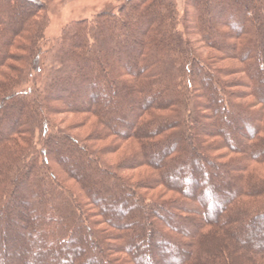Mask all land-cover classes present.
Wrapping results in <instances>:
<instances>
[{
	"label": "trees",
	"instance_id": "trees-1",
	"mask_svg": "<svg viewBox=\"0 0 264 264\" xmlns=\"http://www.w3.org/2000/svg\"><path fill=\"white\" fill-rule=\"evenodd\" d=\"M129 1L118 14L103 13L85 30L74 28L61 38V44L70 49L61 46L56 63L77 68L86 64L85 56H92L99 58L97 68L80 67L74 78L61 77L67 69H57L55 77L46 79L35 89L37 95L29 97L30 91L16 88L24 82L28 69L36 68L38 53L32 45L41 37L38 27L33 30L36 3L0 0V264H17V257L36 264H64L69 260L70 264H113L108 254L91 240L82 238L73 244L74 237L87 225L83 223L84 212L77 198L57 180L58 171L80 188L107 226L119 231L122 249L133 264H229L225 253L219 250L220 244L241 248L244 261L239 264H264V239L252 244L241 241L240 234L253 224L264 226V201L250 205L242 201L264 197V182L249 181L246 185L236 173L244 174L247 166L235 168L230 163L233 161H224V156L211 160L197 152L203 147L205 135L194 127L200 125L203 131L209 130L208 125L199 122L198 111L202 108L205 114L212 113L220 134L206 131L220 139V149L248 162L264 164V0H185L193 9L190 25L202 43L215 53L202 61L176 28L179 15L172 0H150L143 8L141 4L145 2L131 6ZM109 21L114 24L109 26ZM22 41L28 42V47L21 45ZM96 42L105 48L101 56ZM14 50L24 56H16ZM15 61L23 63L22 69L16 70L10 64ZM218 61H232L236 68L230 73L215 68ZM34 71L40 80V68ZM236 74L242 76L238 79L240 85H233L236 79L221 80ZM196 80L200 85L197 90L192 85ZM59 87L70 88L77 95L66 101L70 106L63 105L66 113L91 114L102 127L103 133L96 140L113 138L135 143L137 149L130 160L137 166L129 167L144 165L157 173L156 182L147 180L149 184L145 185L153 187L155 183L188 202H145L132 186L115 173L110 174L111 168L93 157L95 150L102 155L101 149L59 133L48 118L59 112L50 110L53 91ZM235 87L244 88L246 92L242 93L251 97L252 103L239 104L237 101L243 97L232 90ZM197 91L204 95L201 102L197 100ZM86 100H90L89 106ZM224 121L235 123L243 145L238 146L241 143L238 144L232 130L228 133L220 129ZM37 129L43 133L39 149L29 139ZM217 171L221 175L215 174ZM213 174L218 181L228 183L215 186ZM176 175L183 177L184 189L173 185ZM202 175H207V180ZM102 178L114 182L117 188H108ZM16 194L22 196L19 205L27 206L22 214L24 219L18 218L20 210L12 206ZM128 200L136 205L134 211L127 206ZM102 201L123 204L116 206L115 211L128 212V220L123 219L121 224L106 215ZM205 202L212 213L218 214L216 222H211L207 214L201 215V222L195 219V215L200 216L199 208L204 210ZM195 204L199 208L193 210ZM58 206H64L63 212ZM147 206L153 207L150 213L163 212L167 217H145ZM191 212L194 216H189ZM176 224L184 229L194 226L195 230L180 231ZM11 225L15 227L14 233H8ZM201 228L208 230L201 233ZM17 236L24 245L17 247V256L11 258L5 244ZM97 236L100 242L101 236ZM187 248L190 253L181 257ZM166 251L174 254L165 257ZM81 252L99 253L101 259L82 258ZM22 264L26 262L23 260Z\"/></svg>",
	"mask_w": 264,
	"mask_h": 264
},
{
	"label": "rangeland",
	"instance_id": "rangeland-1",
	"mask_svg": "<svg viewBox=\"0 0 264 264\" xmlns=\"http://www.w3.org/2000/svg\"><path fill=\"white\" fill-rule=\"evenodd\" d=\"M36 3L35 8H33V12H35V16L32 18V21H35L36 25L33 26V30L36 31V27H38V31H39V38H36L34 41V47L32 45V48L34 49V52L38 53V56L36 58L37 62H36V68H40V73H41V78L40 80H37L39 75L35 74L33 72H35L34 69L33 70V66H31L32 69H28V71L26 72V77L25 80L22 84H20L16 90L18 89V91H25L26 93L28 91H30L29 97L33 96V94L37 95V92H35V89L40 88L42 86V83L45 82L46 79L49 78H54L55 75L57 74V69H62V71L66 70V73H63L61 77H75V75L77 73H75L77 69H79L80 67L82 68L83 66H89V67H93L94 69L97 68L99 61V58L97 59V63L94 62V58L89 57V56H85V65L83 66H78L76 68V66H72L70 64H58L57 62V57L59 55L61 46L63 48L66 49H70L69 45L63 46L61 44V38L63 37V35H69L72 33L73 29H81V30H85L86 27L88 28V26L90 27L91 24L93 23L92 20H94V18H96V16H99L103 13H112V14H118V12H120V9L122 8V6L128 1V0H34ZM173 4L175 6V10L178 13V22L176 25V28L178 30V32L181 34L182 38L188 42V45L192 48L193 52L196 54V56L200 59V61H202L204 58H206V56L208 55H213L215 54L213 50L209 49L208 47H206L202 41L200 40L199 36L196 34V30L192 28V25H190V22L193 20V9L191 8V6L187 5L185 0H172ZM143 3L145 2L143 5L141 4V8H143L144 5H148L150 4V0H130L129 1V5L133 6L135 4H139V3ZM145 7V6H144ZM190 20V21H189ZM109 26H112L113 21H109ZM40 27V28H39ZM90 29V28H89ZM91 31V30H90ZM90 31H84L83 33H87L90 34ZM91 38V37H90ZM89 38V39H90ZM92 40V39H90ZM93 42V41H92ZM96 46V49H99V54L100 56L102 55V53H104L103 51H105V48L102 46V44H98ZM21 45H23L25 48L28 47V42L26 41H22V43H20ZM30 46V45H29ZM13 54H15L16 56H24V53H22L21 51L18 50H14L12 51ZM66 54V53H65ZM68 55V54H66ZM67 57V56H66ZM111 59V57H110ZM101 60V59H100ZM10 64H14L15 69L17 70L18 68L22 69V62L21 61H15L13 63ZM100 64V63H99ZM215 68H223L226 69L225 71H229V73L234 70L236 68V64L232 61H218V63L213 65ZM238 66V65H237ZM52 68V69H51ZM56 71V72H55ZM6 72V69H5ZM32 76H31V74ZM59 74V73H58ZM195 76H193L194 78ZM224 78V79H223ZM242 76L241 75H232L229 77H222L221 80H230V79H236L235 83L233 85H240V80ZM16 79V78H15ZM196 79V78H195ZM36 80V81H35ZM194 80V79H193ZM226 82V81H224ZM192 85H194V87H196L195 89L197 90V88L200 87L198 81H193ZM230 86V85H229ZM182 87V91L185 88V84L183 83L181 85ZM72 89H64V88H56L53 91V95H55V97H53L51 100V107L50 110L52 109H56L59 112L58 113H52L51 115H48L49 120L52 124H55L57 126L58 131H60L59 133L64 134V136H68L70 138H74L75 140H79V141H84L83 145H87V146H91L93 148H99L101 149V154H98V152H96V150L92 153L93 157L97 158L99 161H102L103 164H105L106 168H111L110 174L116 175L119 178H121V180H123V182L125 181L127 183V185L132 186L134 189V192L137 194V196H139L140 198H142L145 202H157V203H170V201L176 203V202H188V201H183L181 199V197L176 194V193H172L168 190H166L164 187L162 186H155L156 184H152L153 187L145 185V184H149L151 181L152 182H156L157 180V173H155L152 169L146 167V166H141V167H129V165H133V166H137L134 164H131L132 160L131 156L134 153V151H136L137 146L135 145V143H133L131 140L126 141V142H121V141H115V139L110 138V139H103L101 141L96 140L97 139V135L99 133H103V129L100 125H98L96 119L94 116H92L91 114H87V113H81L78 115L75 114H70V113H66L65 112V107L63 105H68L70 106V104L68 103L70 101V99H74L75 96V92L71 91ZM179 90H180V86H179ZM200 90V89H199ZM232 90H236V92H246L244 91V88H233ZM178 91V90H177ZM35 92V93H34ZM40 91L38 90V93ZM41 94V93H40ZM196 96L198 97L197 100L198 101H203V93H199L198 91L196 92ZM239 97H243V99L238 100L237 102L240 103H252V99L251 97H249L248 95H246V93H242L240 94ZM62 102H61V101ZM68 101V102H66ZM64 102V103H63ZM86 102L88 104L86 105H90V100H86ZM236 102V101H234ZM68 103V104H67ZM31 105V104H30ZM132 105V103H131ZM255 110H259L258 107H255ZM63 112V113H62ZM199 122L201 124L205 123L206 125L209 126V130L206 129L209 133H214V135H219L220 133H218V127H217V123L214 120V115H212V113L207 112L205 114V110L200 108L199 109ZM48 113V112H47ZM46 113V114H47ZM211 114V115H210ZM262 122H264V119L262 120ZM225 123V121H224ZM228 124L229 127H228ZM54 125V126H55ZM194 125V124H193ZM235 123H225L224 126H221L220 129L222 128L223 132H228L232 130V132H234V136H236L238 139V144L241 143L240 145H238L239 147L243 142V138L242 135L238 133V131H236V128L234 127ZM194 127H196V132L199 131V133L204 134L205 135V140H203V147L200 151L197 150V152L201 153V155H204L205 157H207L208 159L214 160L213 158H221V157H225L224 161H233L230 162L232 166H234L235 168H244L247 166L246 171H244L245 173L242 174L240 171L236 173V176L238 178H241L242 181H246V185L248 184L249 181H254V183H250V184H255L256 181L258 182H264V164H256V163H251L248 162L247 160H245L243 157H241L240 155L237 154H230L229 152H227L225 149H220V139L219 138H215L213 137V135L208 134V132L205 130L203 131V129H201L200 125L199 127L197 125H194ZM188 131H190V134H193V129H191L190 126H188ZM51 132H56L54 130H52ZM207 132V133H206ZM207 135V136H206ZM29 139L32 141L33 146L37 149L41 148V144L39 145V143H41V141L43 140V133L40 132V130H36L35 132H32L29 136ZM234 139H232L230 141V143H233ZM227 143V142H226ZM234 145V144H231ZM194 144L191 145V147H193ZM238 148V147H237ZM133 152V153H132ZM41 158V157H40ZM129 158V161L127 160ZM127 160V162H125ZM101 163V162H100ZM101 163V164H102ZM53 166V165H52ZM54 167V166H53ZM85 168V167H84ZM130 168V169H129ZM210 169V167H207V169ZM85 172V171H83ZM113 172V173H112ZM174 171H170V174L173 175ZM85 174V173H84ZM215 174H219L221 175L218 171ZM243 175V176H242ZM202 179L207 180V175L203 177V175L201 176ZM200 177V178H201ZM57 180L61 183V185L67 190V193L69 194H73L75 195V197L77 198V201L80 203L84 215L81 216L83 223H85L87 225V228L84 231H80L79 234H77V236L74 237V241L73 244L75 245L77 243V241L79 239H86V240H91L93 243H96V245L98 246L99 250L101 251H105L106 254H108V258L110 259V261H112L113 264H133L132 261L130 260V258L124 253L123 248V244L121 242V240L119 239V231L118 230H114L112 228H110L109 226L106 225L103 217L100 216V213L95 209L94 206H91V204H89L88 200L86 199V196L84 195V193L80 190V188L78 186H76L74 184V182L72 180H70L68 177H66L64 174H62L60 171L57 172ZM215 175L213 174V180L215 179ZM147 180L149 181V183L147 182ZM102 181L107 184L108 188L114 189L117 188L116 184L112 181H108L102 178ZM173 185H177L179 186V188L184 189L185 188V184L183 183V177L176 175L174 177V180H172ZM214 185L215 186H221L223 187L224 185H226L228 183L227 180H223V181H218L217 179L214 180ZM142 186H145L146 188H141ZM261 186L264 185L261 184ZM201 188V187H200ZM198 188V190L200 189ZM263 194V193H262ZM68 196V194H67ZM197 197L198 196H194ZM15 198L17 200H15L12 204V206H14V209H19L21 216H18V218L21 217V219L24 217H22V214L24 212H26L27 206L24 205H19V201L22 200V196L20 194H16ZM65 197L63 196V199ZM74 198V197H73ZM67 199V197L65 198ZM64 199V200H65ZM75 199V198H74ZM255 201L249 200V199H245L243 198L242 201L245 204H253L252 202H263L264 201V197L262 198H255L253 199ZM124 202V201H123ZM104 206V212L106 213V215L112 216L114 220L119 221L120 223L123 224L124 220L126 219L128 220L129 218V213L125 212H117L115 211V207L116 206H124L123 204H116V205H112V204H108L106 201H102L101 202ZM127 206H129L131 208V210H133L135 208V204L133 201L128 200L127 201ZM203 204V203H202ZM204 206V210H202L201 208H199V206L193 205L192 209L194 210V208H199L198 210V214L200 216H196L195 215V219L198 220L199 222H201L202 217L201 215L207 214L208 217H210L209 219L211 222H216L217 218H218V214L216 212L212 213L211 211V207L208 204V202H205L203 204ZM149 209L146 208V210L144 209V216L147 217H159L161 215H163V217L166 216L165 213L163 212H152L150 213L149 211H151L150 208H153L151 206H147ZM114 209V210H113ZM58 210L62 211L64 210V206H58ZM134 211V210H133ZM154 211V210H153ZM192 211V210H191ZM219 213V212H218ZM150 214V215H149ZM195 214V213H194ZM193 212H191V215L189 216H194ZM63 214H61L62 216ZM105 216V214H104ZM68 217V215L66 216ZM107 217V216H106ZM167 217V216H166ZM192 219H194L193 217H191ZM155 220V219H154ZM174 220V219H173ZM160 222H162L163 220H159ZM172 221V219H171ZM157 222V221H156ZM175 223L176 220H175ZM30 226V225H29ZM176 227L178 230L180 231H184L187 233H191L192 231L195 230V227L192 226L188 229H184L181 228V226H179L178 224H176ZM14 225H11L10 229L8 230V233H14L15 229H14ZM164 230V229H163ZM201 230H203L201 233L205 232V230H208L207 228H201ZM249 231L252 232L251 234H249ZM97 233L101 236L100 238L102 239L100 242L99 238L97 236ZM225 236H229V234H227L226 232L224 233ZM241 234V241H247L250 242L252 244H256V242L258 240H263L264 239V226H258V224H253L252 227H250V229H246V230H241L240 232ZM168 236L172 237L173 235L167 234ZM22 237V236H21ZM173 239H177L178 241H181L183 243H188L187 240H184L182 238H180L179 236H174L172 237ZM179 238V239H178ZM230 238V237H229ZM22 238H20V236L16 237L14 240H12L10 243L5 244V249L8 253V255L11 258H14L17 256V250L16 248L24 245V241L21 240ZM184 240V241H183ZM218 242H220L218 240ZM72 244V246H73ZM140 248V246H142L140 240L138 241L137 244ZM221 247L219 250H221L222 253H225L226 258L229 259V264H239L240 262L244 261V255L241 252V248L240 247H231V246H226V244H220ZM132 247V246H131ZM78 250V249H77ZM79 250H84V249H79ZM90 250V248H89ZM143 250V248H142ZM190 250V249H189ZM188 250V248L186 249V251H184L183 253L180 254V256H185L188 255V253H190ZM133 251V250H131ZM79 253V252H78ZM170 253V254H169ZM82 255V258H88V257H96L97 259L100 258L98 256L99 253H89L86 254V252H81L80 253ZM174 254V252H164V256H172ZM155 256V253L154 255ZM101 259V258H100ZM99 259V260H100ZM26 264H36L35 261H31L30 259L24 258L23 259ZM23 260L21 258L17 257V264H22ZM63 264V263H61ZM64 264H70V260ZM242 264H247V263H242Z\"/></svg>",
	"mask_w": 264,
	"mask_h": 264
}]
</instances>
